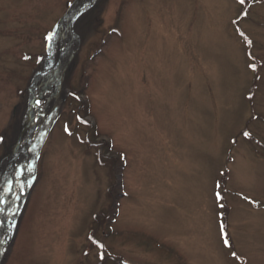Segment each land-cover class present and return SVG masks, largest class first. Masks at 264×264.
Instances as JSON below:
<instances>
[{
  "label": "rangeland",
  "instance_id": "rangeland-1",
  "mask_svg": "<svg viewBox=\"0 0 264 264\" xmlns=\"http://www.w3.org/2000/svg\"><path fill=\"white\" fill-rule=\"evenodd\" d=\"M0 136V264H264V0H0Z\"/></svg>",
  "mask_w": 264,
  "mask_h": 264
},
{
  "label": "bare ground",
  "instance_id": "bare-ground-1",
  "mask_svg": "<svg viewBox=\"0 0 264 264\" xmlns=\"http://www.w3.org/2000/svg\"><path fill=\"white\" fill-rule=\"evenodd\" d=\"M76 12V9L74 8V9H72L71 10V12H70V17H68V20L69 19H71V17H72V15H74V13ZM67 18L66 17H64L63 18V20L60 22V24L58 25V27H57V30H56V33H57V35L60 33V27H64V25L66 24V20ZM57 37V36H56ZM52 44V43H51ZM50 47H51V45H50ZM53 61H54V58H53V56L50 54V57L47 59V61H46V66H45V68L46 69H49L50 67H51V65H52V63H53ZM42 75H39V76H36V78H35V80H34V85L35 86H37V84H38V82H39V79H40V77H41ZM33 118V117H32ZM45 145V144H44ZM43 145V146H44ZM16 158H17V153L15 154V156L14 157H12L11 158V160L9 161V165H8V169H7V174H6V176H5V178H4V180H3V186H4V184L8 181V179L10 178L9 176H10V174H11V172H12V168H13V165H14V163H15V160H16ZM6 164V163H5ZM35 183H36V181L34 182V184L33 185H35ZM22 190H23V188H22ZM24 192L22 191V194H23ZM21 194V195H22ZM7 224V223H6ZM6 224H4L3 225V227H2V230H3V233H4V242H6V240H7V238H8V232H9V230H10V227H9V225H6Z\"/></svg>",
  "mask_w": 264,
  "mask_h": 264
},
{
  "label": "snow or ice",
  "instance_id": "snow-or-ice-1",
  "mask_svg": "<svg viewBox=\"0 0 264 264\" xmlns=\"http://www.w3.org/2000/svg\"><path fill=\"white\" fill-rule=\"evenodd\" d=\"M240 3L243 4L244 3V0H240ZM57 36V33L55 31H51L47 34V36L45 37L46 40H48L49 42H52L55 40ZM36 104L39 105L40 104V101H36ZM67 130V129H66ZM245 135H247V133H245ZM0 139H3L2 136H0ZM217 197H219V194H217ZM4 203V201L2 199H0V204ZM228 241L225 240V244H227Z\"/></svg>",
  "mask_w": 264,
  "mask_h": 264
},
{
  "label": "trees",
  "instance_id": "trees-1",
  "mask_svg": "<svg viewBox=\"0 0 264 264\" xmlns=\"http://www.w3.org/2000/svg\"><path fill=\"white\" fill-rule=\"evenodd\" d=\"M100 264H103V263H105V261H104V259L102 258L101 260H100V262H99Z\"/></svg>",
  "mask_w": 264,
  "mask_h": 264
},
{
  "label": "water",
  "instance_id": "water-1",
  "mask_svg": "<svg viewBox=\"0 0 264 264\" xmlns=\"http://www.w3.org/2000/svg\"><path fill=\"white\" fill-rule=\"evenodd\" d=\"M71 26H72V23H71ZM3 254V249L1 250V254L0 255H2Z\"/></svg>",
  "mask_w": 264,
  "mask_h": 264
}]
</instances>
